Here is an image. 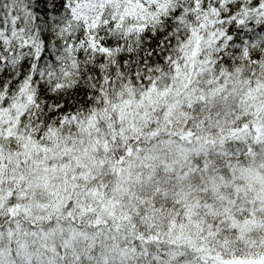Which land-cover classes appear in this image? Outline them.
Returning <instances> with one entry per match:
<instances>
[{
	"label": "snow or ice",
	"instance_id": "obj_1",
	"mask_svg": "<svg viewBox=\"0 0 264 264\" xmlns=\"http://www.w3.org/2000/svg\"><path fill=\"white\" fill-rule=\"evenodd\" d=\"M0 264H264V0H0Z\"/></svg>",
	"mask_w": 264,
	"mask_h": 264
}]
</instances>
